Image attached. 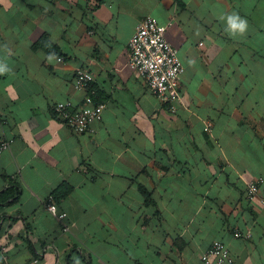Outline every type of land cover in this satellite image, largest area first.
<instances>
[{
	"label": "crops",
	"instance_id": "crops-1",
	"mask_svg": "<svg viewBox=\"0 0 264 264\" xmlns=\"http://www.w3.org/2000/svg\"><path fill=\"white\" fill-rule=\"evenodd\" d=\"M147 16L171 23L184 66L175 112L127 66ZM45 33L63 62L34 48ZM0 59V195L19 191L0 205V264H201L217 240L264 264V207L245 196L258 179L264 195V0H0ZM79 68L105 105L94 135L54 109L84 104ZM63 184L69 232L45 208Z\"/></svg>",
	"mask_w": 264,
	"mask_h": 264
},
{
	"label": "built area",
	"instance_id": "built-area-1",
	"mask_svg": "<svg viewBox=\"0 0 264 264\" xmlns=\"http://www.w3.org/2000/svg\"><path fill=\"white\" fill-rule=\"evenodd\" d=\"M170 24L163 25L157 18L147 16L141 20L129 41L127 66L143 78L150 93L162 104L169 105L175 112V105L182 104L180 78L184 66L179 51L167 39L166 32ZM63 62V58L58 59ZM95 77L87 68H79L73 80L74 88L85 93L84 104L75 108L70 101L57 103L54 107L61 121L70 130L79 135H94L96 125L103 119L105 105L97 98L94 88ZM211 126L206 125L205 131L210 133ZM262 179L247 183L245 196L250 202L259 201L264 207V195L259 192ZM45 208L62 225V231L69 232L70 226L65 222L67 213L59 210L53 196L45 202ZM234 236L249 238L250 233L243 234L235 230ZM5 264L10 263L2 250ZM37 261L31 264H36ZM201 264H234L228 246L222 241H214L201 256Z\"/></svg>",
	"mask_w": 264,
	"mask_h": 264
},
{
	"label": "trees",
	"instance_id": "trees-1",
	"mask_svg": "<svg viewBox=\"0 0 264 264\" xmlns=\"http://www.w3.org/2000/svg\"><path fill=\"white\" fill-rule=\"evenodd\" d=\"M35 49H42L46 53H55L61 55L60 48L55 45L47 33L43 34L40 40L36 43ZM71 192V188L68 185H61L58 190L54 193L55 202L58 203L63 197L67 196ZM19 194L17 187H12L4 190L0 195V205L8 204L16 198Z\"/></svg>",
	"mask_w": 264,
	"mask_h": 264
},
{
	"label": "clouds",
	"instance_id": "clouds-1",
	"mask_svg": "<svg viewBox=\"0 0 264 264\" xmlns=\"http://www.w3.org/2000/svg\"><path fill=\"white\" fill-rule=\"evenodd\" d=\"M225 23V30L232 38L242 37L247 32L248 22L238 13L227 15L225 17ZM47 59L49 62H52L53 60L58 59V57H56L55 53H49ZM10 71L11 69L9 68L8 64L4 62V60L0 59V75H4Z\"/></svg>",
	"mask_w": 264,
	"mask_h": 264
}]
</instances>
